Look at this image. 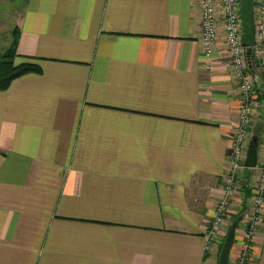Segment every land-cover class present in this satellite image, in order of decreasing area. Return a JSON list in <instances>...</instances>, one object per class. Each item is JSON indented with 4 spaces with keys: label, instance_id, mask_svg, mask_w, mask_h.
Returning a JSON list of instances; mask_svg holds the SVG:
<instances>
[{
    "label": "crops",
    "instance_id": "1",
    "mask_svg": "<svg viewBox=\"0 0 264 264\" xmlns=\"http://www.w3.org/2000/svg\"><path fill=\"white\" fill-rule=\"evenodd\" d=\"M200 24V0H25L14 64L41 73L0 92V264L217 263L205 234L242 103L221 24L209 59ZM247 72L259 142L263 61Z\"/></svg>",
    "mask_w": 264,
    "mask_h": 264
},
{
    "label": "built area",
    "instance_id": "2",
    "mask_svg": "<svg viewBox=\"0 0 264 264\" xmlns=\"http://www.w3.org/2000/svg\"><path fill=\"white\" fill-rule=\"evenodd\" d=\"M240 4L241 0H200V43L204 49V56L207 59L211 57L218 38V26L221 24L231 72L234 75L242 103L238 111L236 129L230 137L231 153L222 178V195L215 204L214 216L205 234L204 252L210 254L216 251L218 260L217 243L222 241L219 240L222 226L237 200L235 209L239 215H243V225L247 228L242 238L241 251L237 259L233 261L234 264H248L251 241L261 220L264 206V132L257 145L256 167L245 169L249 125L252 110L257 103L254 80L247 72L250 61L247 59L246 49L242 46ZM253 18L255 45L251 48L250 58L255 62L261 60L264 63V0H256L253 4ZM246 172H249V175L244 181L243 176ZM245 190L249 191V198L242 195Z\"/></svg>",
    "mask_w": 264,
    "mask_h": 264
},
{
    "label": "water",
    "instance_id": "3",
    "mask_svg": "<svg viewBox=\"0 0 264 264\" xmlns=\"http://www.w3.org/2000/svg\"><path fill=\"white\" fill-rule=\"evenodd\" d=\"M240 19L243 30L242 46L246 49L248 61L251 57V48L255 45V27L253 18V0H241ZM254 80V79H253ZM258 88L264 94V85L258 84ZM257 139H252L248 145L246 160L244 162L245 169H253L256 167L257 161ZM236 223L230 228L224 244L219 252L217 264H229V254L233 244Z\"/></svg>",
    "mask_w": 264,
    "mask_h": 264
},
{
    "label": "rangeland",
    "instance_id": "4",
    "mask_svg": "<svg viewBox=\"0 0 264 264\" xmlns=\"http://www.w3.org/2000/svg\"><path fill=\"white\" fill-rule=\"evenodd\" d=\"M25 0H0V55H3L10 46L12 42V31L16 27V21L21 12ZM248 145L250 143V135L248 137ZM248 149V148H247ZM245 174L243 176V180L245 181ZM244 192L242 194L244 195ZM243 224V220H239ZM246 226L243 225V234L242 238L244 237V233L246 231ZM229 230H226L225 237L221 241L219 245L218 255L219 252L224 244L225 238L228 234ZM243 240H241V247H242ZM233 245V244H232ZM241 247L239 248L234 261L237 259L239 252L241 251ZM232 248V246H231ZM230 258V254H229ZM234 261L231 260L230 264H234ZM233 262V263H232ZM217 264V263H216Z\"/></svg>",
    "mask_w": 264,
    "mask_h": 264
},
{
    "label": "trees",
    "instance_id": "5",
    "mask_svg": "<svg viewBox=\"0 0 264 264\" xmlns=\"http://www.w3.org/2000/svg\"><path fill=\"white\" fill-rule=\"evenodd\" d=\"M18 34L19 31L15 29L12 33V42L9 48L3 55H0V92L6 91L13 81L22 76L41 73L40 68L32 62H24L19 65L14 64V60L17 57L16 47ZM256 63L250 58L249 66Z\"/></svg>",
    "mask_w": 264,
    "mask_h": 264
}]
</instances>
